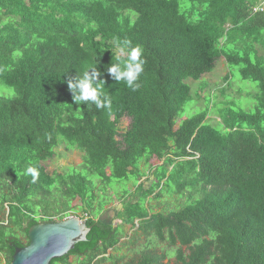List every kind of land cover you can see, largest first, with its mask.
<instances>
[{
  "label": "trees",
  "instance_id": "1",
  "mask_svg": "<svg viewBox=\"0 0 264 264\" xmlns=\"http://www.w3.org/2000/svg\"><path fill=\"white\" fill-rule=\"evenodd\" d=\"M124 39L146 61L136 91L107 72L126 59L115 49ZM220 59L226 82L236 70L256 85L253 110L227 96L230 86L219 103L192 97L188 82ZM92 67L110 108L73 100L68 80ZM194 98L204 107L182 119ZM62 146L81 165L49 174L45 163ZM27 167L38 170L35 182ZM117 186L120 226L100 218ZM6 209L7 264L14 230L27 246L32 227L76 214L91 229L87 242L51 264L121 263L109 255L120 251L121 226L176 247L175 264H264V0H0V219ZM148 248L135 252L137 264L167 259Z\"/></svg>",
  "mask_w": 264,
  "mask_h": 264
},
{
  "label": "rangeland",
  "instance_id": "2",
  "mask_svg": "<svg viewBox=\"0 0 264 264\" xmlns=\"http://www.w3.org/2000/svg\"><path fill=\"white\" fill-rule=\"evenodd\" d=\"M229 74L227 65L225 64V61L223 59H220L213 71V73L206 75L203 77V79L198 83L188 82L191 85L192 88V97L196 96V92L200 93V95L205 97L206 95H210L213 97H217L216 103L221 101V95L219 93L221 88H227V96L231 95L232 99L237 97V106L240 105L241 108L244 110H253L255 105V96L258 94L257 87L255 84L247 82L242 80L241 75L238 71H233V82L229 81L226 82L225 77ZM205 84L207 88L205 91H201L200 87H202ZM240 90L242 92L241 97L236 94V92ZM198 104L199 108L204 107V102L196 103L195 98L192 102H190L186 106L185 115L182 119H186L188 117H191L193 114L201 111L200 109H194V106ZM206 104V102H205ZM237 109V108H235ZM213 121L211 122L213 126H216V120H217V114L216 112H212L211 115ZM130 124V119L124 118L120 125V133H123L127 130L128 126ZM81 165V154L76 151L75 149H68L65 146H62L57 149L56 155L53 158V160L48 161L45 163V166L47 168V171L49 174L56 173H66L69 172L70 169H78ZM146 178L142 180V182H145ZM126 188L129 192H134L135 187L133 182H129L126 185ZM119 186H117L116 189L113 190H107L108 200L107 204L104 207V211L101 214L100 218L102 220H105L114 226H120V222L117 220V215L122 211V204L120 200L116 197V192H119ZM118 194V193H117ZM7 214L8 209H6V213L3 217H1L0 221L3 222V224L7 225ZM83 215L76 214L75 216L71 217H78L83 220ZM136 229H132L129 226H121V232H122V240L120 242V245L118 249L120 251H109L110 256H115L117 258H122L123 260L119 264H130V262L133 260L135 264H137L140 261V257L135 254V252H139L146 249V246H148V252L150 254L152 252H156L157 254H166L167 259L162 262V264H175V253L177 248L176 247H169L167 243L161 244L158 242L155 238H146L144 235L140 234L138 238L133 237ZM14 237L19 239L21 242L25 243V236L22 231H14ZM129 242H132V244H128ZM134 243V244H133ZM79 260L77 258L71 257L69 259L70 264H77ZM0 264H6V259L0 256ZM106 264H111L106 263Z\"/></svg>",
  "mask_w": 264,
  "mask_h": 264
},
{
  "label": "clouds",
  "instance_id": "3",
  "mask_svg": "<svg viewBox=\"0 0 264 264\" xmlns=\"http://www.w3.org/2000/svg\"><path fill=\"white\" fill-rule=\"evenodd\" d=\"M115 49L126 56V59L118 57V62L108 67L107 72L116 81H124L127 87L133 91L138 90L141 87L138 81L146 63L142 59V48L139 45L133 46L130 40L124 39L116 41ZM100 75L101 73L92 67L90 70L86 69L82 75H78L75 79L68 80V87L76 104L91 102L97 109L111 107V99L105 94L103 85L100 83L101 80L98 79ZM24 174L31 175L33 182L39 175L35 167H27ZM82 221L85 222V219L83 218Z\"/></svg>",
  "mask_w": 264,
  "mask_h": 264
},
{
  "label": "water",
  "instance_id": "4",
  "mask_svg": "<svg viewBox=\"0 0 264 264\" xmlns=\"http://www.w3.org/2000/svg\"><path fill=\"white\" fill-rule=\"evenodd\" d=\"M91 232L84 221L70 217L56 223H41L28 231L29 244L16 248L11 264H51L87 242Z\"/></svg>",
  "mask_w": 264,
  "mask_h": 264
},
{
  "label": "flooded vegetation",
  "instance_id": "5",
  "mask_svg": "<svg viewBox=\"0 0 264 264\" xmlns=\"http://www.w3.org/2000/svg\"><path fill=\"white\" fill-rule=\"evenodd\" d=\"M14 231L15 232L16 231H22L23 232V230H19V229H16ZM23 234H24V232H23ZM11 235H12L11 238L9 237L7 239V241H6V243L8 244V250L14 251L16 248H22V247H24V246L19 247L18 244H14L13 243V240H18V241H20V240L14 237V232L11 233ZM24 236H25V234H24ZM25 240H26L25 243L22 242V244L26 246V243H27L26 236H25ZM0 256L3 257L4 259H7L8 254L6 253V251H2V252H0Z\"/></svg>",
  "mask_w": 264,
  "mask_h": 264
},
{
  "label": "bare ground",
  "instance_id": "6",
  "mask_svg": "<svg viewBox=\"0 0 264 264\" xmlns=\"http://www.w3.org/2000/svg\"><path fill=\"white\" fill-rule=\"evenodd\" d=\"M38 213V212H37ZM45 214V213H44Z\"/></svg>",
  "mask_w": 264,
  "mask_h": 264
}]
</instances>
